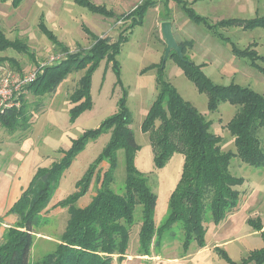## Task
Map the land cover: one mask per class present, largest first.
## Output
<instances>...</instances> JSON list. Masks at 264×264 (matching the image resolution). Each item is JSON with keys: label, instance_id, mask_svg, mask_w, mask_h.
Returning <instances> with one entry per match:
<instances>
[{"label": "rangeland", "instance_id": "374dc122", "mask_svg": "<svg viewBox=\"0 0 264 264\" xmlns=\"http://www.w3.org/2000/svg\"><path fill=\"white\" fill-rule=\"evenodd\" d=\"M98 5L120 14L129 12L142 0H91ZM210 23L224 18H253L264 15V0H187ZM157 7L151 8L144 16L143 23L130 33L131 20L108 18L90 12L74 0H24L17 9L10 2L0 1V25L6 36L19 39L27 45L29 52L14 49L0 51V56L12 58V62L0 63V69L29 72L40 65L60 60L66 53L55 45L41 30V18L70 52L88 49L98 37L108 36L112 41L125 31L128 41L122 45L118 55L121 64V78L128 91L127 105L132 115L130 125L136 142L141 146L136 154L135 164L148 180L152 191L157 195L155 222L161 226L169 214V198L180 180L184 155L176 153L167 165L157 169L153 162V151L148 134L141 130V124L158 94L156 68L145 72L151 65L165 63L164 75L181 96L191 102L207 120L211 121V132L222 139L223 151H236L234 137L226 127L238 112L239 107L222 103L215 112L208 110V95L198 91L180 67L172 51L166 61V44L161 33V24L171 21L173 33L178 42H192L186 46V55L203 65V72L216 84L228 85L231 82L248 86L264 95V74L252 68L248 61L236 57L230 44L217 38L204 25L192 22L176 0H157ZM166 19V20H165ZM87 29L88 31H85ZM220 32L229 37L240 48L256 43V50L264 55V28L243 30L238 27L221 28ZM181 41V42H182ZM192 49H191V48ZM55 60V61H56ZM264 66V64L260 63ZM205 65V66H204ZM84 71L71 72L53 93L36 97L26 93L27 122L16 130L0 126V243L7 229L16 226L19 217L8 214L9 209L21 196L39 168H50L59 161L63 151L68 149L73 139L95 129L118 110L122 87L117 84V76L111 64L102 61L93 75L92 98L94 106L84 112L75 123L70 121V95L77 87ZM226 123V124H225ZM264 143V134H261ZM110 132L104 133L88 143L74 160L71 167L62 175L48 206L41 212L40 220L34 227V244L30 253V263L41 260L55 250L69 219L68 208L55 207L75 191L76 182L84 175L89 165L106 146ZM124 150L118 151V168L112 189L122 193L126 178ZM103 169L107 166L102 164ZM230 171L245 182L238 187L241 191L239 205L227 219L215 225L210 216L206 217V246L199 248L193 243L187 252L183 249V231L179 224L167 230L158 245L155 235L152 250L148 256H140L139 230L141 226V206L135 213L136 223L132 228L127 257L113 264H229L215 251L221 247L233 261L240 264L252 250L264 246L261 232L255 231L248 219L260 221L264 231V167H252L239 157H233ZM98 183L93 182L89 192L78 202V207L89 204L95 196ZM129 255V256H128Z\"/></svg>", "mask_w": 264, "mask_h": 264}, {"label": "trees", "instance_id": "16d2710c", "mask_svg": "<svg viewBox=\"0 0 264 264\" xmlns=\"http://www.w3.org/2000/svg\"><path fill=\"white\" fill-rule=\"evenodd\" d=\"M10 2L17 9L24 0H0ZM184 14L194 23L204 25L217 38L230 44L231 51L238 58L246 59L249 65L264 74V55L256 50V43L240 48L223 35L220 29L238 27L243 30L264 28V15L253 18H224L210 23L207 17L199 14L187 0H176ZM198 0H193L192 3ZM90 12L108 18L117 16L105 5L91 0H74ZM157 0H142L129 12L117 16L131 20L128 33L143 23L147 11L156 5ZM166 20V19H165ZM40 30L63 52L66 57L53 64L41 67L35 81L27 86L26 93L42 97L53 93L71 72L84 71L77 87L70 95V121L76 120L94 106L92 98L93 75L102 61L112 65L117 76V84L122 87V96L118 101V110L106 118L99 127L87 130L73 139L70 147L63 151L62 158L50 168H39L24 189L21 196L9 209L8 214L19 217L18 224L7 229L0 243V264H31L30 253L34 244V227L38 224L41 212L48 206L58 188L62 175L71 167L76 157L85 150L88 143L104 133L110 132L106 146L89 165L84 175L76 182L75 191L54 206L68 208L69 219L54 251L46 254L34 264H113L116 259L122 262L127 257L132 228L136 223L135 213L141 206V226L139 230L140 256H148L152 250L155 235L156 245L167 230L179 224L183 231V249L189 250L193 243L199 248L206 246V217L219 225L237 209L241 191L238 187L244 178L233 175L230 164L233 157L256 168L264 167V95L248 86L231 83H214L204 72L203 65L194 63L186 55V46L192 42H179L183 47L184 59L176 53V59L186 77L194 83L201 93L208 95V110L215 112L221 103L238 106V112L226 127L234 137L236 151H223L221 137L211 132V121L185 100L178 89L167 81L165 63L151 65L142 70L156 68L159 72L158 94L147 112L141 130L148 134L153 162L157 169L164 168L171 158L180 153L184 155L181 177L169 198V214L165 222L157 227L155 214L157 195L152 191L147 178L135 164L136 154L141 146L136 142L130 127L132 115L128 107V91L121 79V64L118 60L122 45L128 41L123 31L118 39L98 37L88 49L70 52L41 18ZM88 31L87 29H84ZM14 49L29 52L21 40L9 39L0 25V51ZM172 55V53H171ZM12 62V58L0 56V63ZM22 71L21 68H16ZM26 93L21 97L22 106L10 108L0 113V126L16 130L27 122ZM124 150L126 159V178L122 193L112 189L118 168V151ZM102 164L107 167L103 169ZM98 188L91 202L78 207L77 202L90 190L93 182ZM248 224L261 232L264 242L263 225L260 221L248 219ZM215 251L229 264H238L221 247ZM240 264H264V246L252 250Z\"/></svg>", "mask_w": 264, "mask_h": 264}, {"label": "built area", "instance_id": "2783aa9c", "mask_svg": "<svg viewBox=\"0 0 264 264\" xmlns=\"http://www.w3.org/2000/svg\"><path fill=\"white\" fill-rule=\"evenodd\" d=\"M53 59L50 63L40 65L29 72L19 70L0 69V113L10 108L22 106L21 97L26 93L27 86L35 81L39 69L45 65L53 64L58 60ZM61 60V59H60Z\"/></svg>", "mask_w": 264, "mask_h": 264}, {"label": "water", "instance_id": "95a60500", "mask_svg": "<svg viewBox=\"0 0 264 264\" xmlns=\"http://www.w3.org/2000/svg\"><path fill=\"white\" fill-rule=\"evenodd\" d=\"M161 33L166 44L164 61L167 60L172 51H174L180 59H184L183 47L179 44L174 36L171 21L162 22Z\"/></svg>", "mask_w": 264, "mask_h": 264}, {"label": "crops", "instance_id": "0c3cea01", "mask_svg": "<svg viewBox=\"0 0 264 264\" xmlns=\"http://www.w3.org/2000/svg\"><path fill=\"white\" fill-rule=\"evenodd\" d=\"M156 7H157V3H156V5H155L154 7H152V8H156ZM150 9H151V8H150ZM148 11H149V10H148ZM172 24H173V23H172ZM173 28H174V27H173ZM181 41H182V40H181ZM181 41H180V42H181ZM182 42H183V41H182ZM190 48H191V47H190ZM191 49H192V48H191ZM187 55H188V54H187ZM188 56H189V55H188ZM189 57H190V56H189ZM204 66H205V65H204ZM121 75H122V74H121ZM121 79H122V78H121ZM122 82H123V81H122ZM231 83H234V82H231ZM156 97H157V96H156ZM155 99H156V98H155ZM155 99H154V100H155ZM154 100H153V101H154ZM221 104H222V103H221ZM225 124H226V123H225ZM58 242H59V241H58ZM58 242H57V243H58ZM56 246H57V245H56ZM128 256H129V255H128ZM139 257H140V255H139ZM114 260H115V259H114Z\"/></svg>", "mask_w": 264, "mask_h": 264}]
</instances>
